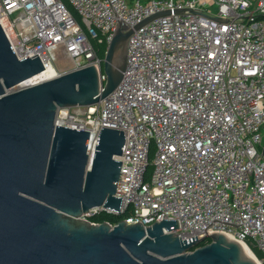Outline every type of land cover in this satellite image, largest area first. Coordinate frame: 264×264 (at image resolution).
Here are the masks:
<instances>
[{
    "label": "built area",
    "instance_id": "built-area-1",
    "mask_svg": "<svg viewBox=\"0 0 264 264\" xmlns=\"http://www.w3.org/2000/svg\"><path fill=\"white\" fill-rule=\"evenodd\" d=\"M68 1L81 22L64 0H0V22L19 59L38 53L46 70L61 51L74 69L94 64L103 87L93 41L108 48L118 19L134 30L120 84L97 103L57 111L56 126L90 132V158L102 127L125 134L115 156L121 212L100 206L80 218L177 219L164 233H223L264 255V0Z\"/></svg>",
    "mask_w": 264,
    "mask_h": 264
},
{
    "label": "water",
    "instance_id": "water-1",
    "mask_svg": "<svg viewBox=\"0 0 264 264\" xmlns=\"http://www.w3.org/2000/svg\"><path fill=\"white\" fill-rule=\"evenodd\" d=\"M118 20L104 87L90 64L17 90L45 65L38 53L19 59L0 22V264H258L223 233H207L211 241L202 246L203 237L164 233L179 227L177 219L145 226L80 218L100 206L121 212L122 161L115 156L125 134L102 127L90 158V132L56 126V115L60 107L99 102L122 81L134 30Z\"/></svg>",
    "mask_w": 264,
    "mask_h": 264
},
{
    "label": "trees",
    "instance_id": "trees-1",
    "mask_svg": "<svg viewBox=\"0 0 264 264\" xmlns=\"http://www.w3.org/2000/svg\"><path fill=\"white\" fill-rule=\"evenodd\" d=\"M64 1L68 4V7L71 9L73 14L77 18V20L81 22V17L79 16V14L75 10V8L69 3L68 0H64ZM93 44H94V47H95V49L97 51V54L102 59H105L106 52H107V44L103 43V42H99L97 40H94ZM102 70L104 71V63H103V66H102ZM153 154H154V150H152L151 157L153 156ZM151 172H152V166H150L148 168V171H147V174H146V179H148V180L150 179ZM129 216H130V212L129 211H126V212H124L122 214H110V213H107V212H101L99 214L94 215L91 219H92V221L97 222V223L110 222V223L115 225V224L119 223L120 221L129 218ZM209 241H211V240L210 239L204 240L203 242H201L199 244V246H202V245L208 243ZM252 249L254 250V252L256 253V255L259 258H263L264 255L259 249H257L256 247H252Z\"/></svg>",
    "mask_w": 264,
    "mask_h": 264
},
{
    "label": "bare ground",
    "instance_id": "bare-ground-1",
    "mask_svg": "<svg viewBox=\"0 0 264 264\" xmlns=\"http://www.w3.org/2000/svg\"><path fill=\"white\" fill-rule=\"evenodd\" d=\"M51 65H49L47 67V69L43 73L37 74V75L31 77L28 81L22 83L19 86H28V85L36 84V83H39V82H42V81H45V80H48L50 78L55 77L57 74H55V69H54L53 65L52 66ZM239 242L242 245L243 251H244V253H245L246 256L252 258L258 264H263L261 262V260L258 259V257L255 255V253L253 252V250L245 242H241V241H239Z\"/></svg>",
    "mask_w": 264,
    "mask_h": 264
},
{
    "label": "rangeland",
    "instance_id": "rangeland-1",
    "mask_svg": "<svg viewBox=\"0 0 264 264\" xmlns=\"http://www.w3.org/2000/svg\"><path fill=\"white\" fill-rule=\"evenodd\" d=\"M210 9L213 13L217 12V8L214 5H211ZM52 65L55 69V74L57 75L69 72L74 69L73 61L61 51H58L57 61L54 62ZM262 133H263V144H264V127L262 129Z\"/></svg>",
    "mask_w": 264,
    "mask_h": 264
}]
</instances>
